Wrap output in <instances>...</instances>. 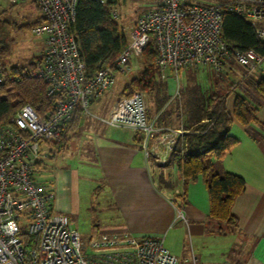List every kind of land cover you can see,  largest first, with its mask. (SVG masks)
Listing matches in <instances>:
<instances>
[{
	"label": "built area",
	"instance_id": "2783aa9c",
	"mask_svg": "<svg viewBox=\"0 0 264 264\" xmlns=\"http://www.w3.org/2000/svg\"><path fill=\"white\" fill-rule=\"evenodd\" d=\"M9 1H34L42 13V21L31 32L45 37L46 49L32 70L23 68L21 75L42 78L54 103L43 116L25 104L0 124V264H179L162 239L125 231L101 233L90 242L96 252H88L68 215L53 211V194L34 172L44 147L61 139L76 106L90 114L89 108L116 74L130 73L133 57L150 44L164 80L178 78L180 70L191 66L209 65L220 71L230 60L239 63L246 75L264 77V55L229 48L223 39V14L228 11L253 24L264 42V0H160L137 20L115 66L100 65L89 77L72 30L78 0ZM148 111L145 93L137 92L121 97L109 117L101 120L134 128L146 154L164 164L185 131L158 126ZM154 140L159 145L152 147ZM25 235L36 237V244L29 246Z\"/></svg>",
	"mask_w": 264,
	"mask_h": 264
},
{
	"label": "crops",
	"instance_id": "0c3cea01",
	"mask_svg": "<svg viewBox=\"0 0 264 264\" xmlns=\"http://www.w3.org/2000/svg\"><path fill=\"white\" fill-rule=\"evenodd\" d=\"M22 3L39 9L32 1ZM199 80L206 86L213 82L207 76ZM240 80L243 76L233 80L237 82L234 90L239 92L241 88L243 94L244 83ZM234 101L235 92L226 100L231 113ZM110 106L111 111L115 104ZM85 119L86 114L80 128L69 131L63 150L52 145L44 147L36 167L40 169L47 159L77 153V162L70 167L57 164L47 183L50 186L45 185L53 194L52 209L56 213L69 216L83 204L88 206L82 196L84 180L90 193L108 201L114 209L112 229L104 232L125 231L137 237L162 239L179 264H264V101L257 123L246 127L234 120L230 133L236 129L231 134L239 141L222 159L214 161L216 172L238 173L246 180L245 190L233 205L238 223L224 232L220 231L224 225L210 220V196L201 176L186 183L170 160L159 165L155 155L148 156L142 149L132 127ZM155 144L159 145L158 140L152 142V147ZM161 174L170 186L160 184ZM91 207L95 209L92 204Z\"/></svg>",
	"mask_w": 264,
	"mask_h": 264
},
{
	"label": "trees",
	"instance_id": "16d2710c",
	"mask_svg": "<svg viewBox=\"0 0 264 264\" xmlns=\"http://www.w3.org/2000/svg\"><path fill=\"white\" fill-rule=\"evenodd\" d=\"M115 4V0H78L72 30L79 42L88 77L100 65L114 67L116 59L128 44V34L113 16ZM42 19L43 16L20 24L0 17V72L4 76V81L0 83V124L7 122L25 104L32 105L42 116L53 106V98L47 92L48 84L42 78L21 75L23 68L32 70L34 61L25 66L9 67L6 64L13 52L14 33H24L28 29L31 31ZM223 39L229 48L254 49L264 55V42L258 37L254 25L244 17L228 11L223 14ZM141 55L143 68L139 77L128 84L129 87L147 91L151 95L156 111L162 110L156 119L158 126L172 127L176 120H182L179 127L185 132L169 160L182 172L186 183L199 176L204 179L210 196V220L224 225L220 227L222 232L226 228L233 229L238 223L233 205L245 190L246 180L238 173L216 172L214 161L222 159L238 143L239 139L230 133L235 119L246 127L259 121L258 111L264 101V77L246 75L244 70V86L254 89L256 94L253 99L246 90L243 94L234 90L237 82H232L223 91L217 83L215 85L212 82V85L206 86L196 78L181 91L175 108L164 109L170 99L168 80L159 75L154 45L150 44ZM11 75L16 77L10 78ZM233 92L235 101L231 113L227 109L226 100ZM174 112H177L175 119ZM84 117L83 109L77 105L72 119L63 126L61 139L50 145L63 150L69 140V131L79 129ZM159 181L160 184L171 185L162 174ZM25 238L29 246L36 244V237L25 235Z\"/></svg>",
	"mask_w": 264,
	"mask_h": 264
},
{
	"label": "rangeland",
	"instance_id": "374dc122",
	"mask_svg": "<svg viewBox=\"0 0 264 264\" xmlns=\"http://www.w3.org/2000/svg\"><path fill=\"white\" fill-rule=\"evenodd\" d=\"M201 1L209 2L213 0ZM115 2V19L124 27L126 33L129 35L137 20L147 11L157 6L160 0H115ZM0 4L2 5V8L0 7V17L5 18L9 21H16L20 24H26L27 22L35 21L41 15L40 9L30 7L26 3L19 2L16 5H12L13 3H11L9 0H0ZM13 36L15 38L13 52L9 59L6 60V64L9 67L25 66L35 61L37 57L41 56L46 49L47 45L45 37L36 36L29 29L24 33H14ZM143 65V55H135L131 64V72L127 74H116L114 82L106 90L105 94L93 102V104L89 108L91 113H86L85 120H87L88 122L95 118L94 120L100 122L101 119H107L111 112V103H114L116 105L121 97L130 96L137 92L145 93L149 106L150 117L156 119L159 118L161 114L160 112H162V110L156 111L154 100L151 98V95L147 91L135 88L132 89L128 85L134 78L139 77ZM244 70L245 69L236 61H228V63L224 65L220 71L213 70L209 65L191 66L188 68H184L180 70L178 78L172 77L168 81L170 99L164 109L175 108L181 91L188 84H191V81L193 83L194 79L196 78L200 79L207 76L209 79H212L214 83H217L219 85L220 90L224 91L225 89L230 87L233 80H237L238 78L243 76ZM240 81L244 83L243 80ZM242 89L243 91L246 90L253 99L254 95L256 94L253 88L244 87L243 84ZM239 93L242 94L241 88L239 90ZM173 116L174 119L177 118V112H174ZM101 122L104 121L101 120ZM181 123L182 120H176L175 126L172 127H179ZM236 132L237 130L233 129L231 133L233 134ZM76 162L77 153L74 151H71L67 155L63 154L61 156L55 157L54 159H47L45 165H43L40 169H35L34 177L42 185L50 186V184L47 183L49 182L53 171H55V167L57 164L70 167L73 166ZM158 164L165 165L166 163L162 164L158 162ZM158 168L161 167L158 166ZM82 179H85V177H83ZM83 183L84 180H82L81 183V187L85 188V190L82 189L83 201L88 202V206H85L83 204V206L78 211L73 210V212H69L68 217L71 221H73V227L78 229L82 241L87 246L86 250L90 253H93L96 251L90 248V242L97 236H99L102 232L110 231L112 229L110 228V223L115 212L108 201H105L103 199L99 200V197L96 194L90 193V187L88 185L85 186ZM91 188H93L92 185ZM91 204L95 207V209L91 207ZM54 212L56 213V211Z\"/></svg>",
	"mask_w": 264,
	"mask_h": 264
}]
</instances>
